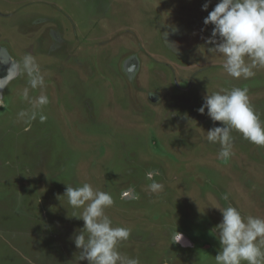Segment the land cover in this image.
Wrapping results in <instances>:
<instances>
[{"label": "rangeland", "instance_id": "rangeland-1", "mask_svg": "<svg viewBox=\"0 0 264 264\" xmlns=\"http://www.w3.org/2000/svg\"><path fill=\"white\" fill-rule=\"evenodd\" d=\"M205 2L0 0V264H88L67 185L112 196L105 214L131 229L118 251L139 264H215L211 206L264 219V145L233 130L221 157L207 141L220 122L198 111L207 94L246 88L264 123V67L226 72L204 24L219 0ZM176 228L192 245L172 243Z\"/></svg>", "mask_w": 264, "mask_h": 264}, {"label": "clouds", "instance_id": "clouds-1", "mask_svg": "<svg viewBox=\"0 0 264 264\" xmlns=\"http://www.w3.org/2000/svg\"><path fill=\"white\" fill-rule=\"evenodd\" d=\"M210 2L206 0L202 9L207 10ZM204 24L214 26L206 39L207 44L213 45L208 50L225 58L223 67L231 77L247 79L255 75L254 68L264 67V0H219L204 18ZM164 40L176 54L178 45L167 40V32ZM246 57L251 63L246 62ZM25 64L30 66V71L39 72L31 57L26 58ZM31 83L35 87L43 80L37 75ZM247 93L246 88H233L207 94L198 109L201 114L207 109L209 118L220 122L219 126L207 131V141L220 145L219 155L223 158L230 156L233 130L257 145H264V123L253 111ZM46 103V97L39 98L40 105ZM31 118H35V113ZM40 119L45 118L41 116ZM153 175L149 173L147 178L152 180ZM149 188L158 192L163 185L153 180ZM63 195L74 209L83 208L80 215H73L84 221L83 229L87 233L86 236L84 232H77L72 237L80 250V261L87 260L88 264H139L138 259L123 256L118 251V244L129 238L131 229L112 226L111 219L105 214V209L114 203L109 193L84 183L75 188L67 185ZM223 199L227 200L228 196L224 195ZM211 207L222 213V220L212 228L214 232L210 231L220 245L215 264H264V219L242 216L231 205ZM182 238L183 234L174 229L172 243H179Z\"/></svg>", "mask_w": 264, "mask_h": 264}, {"label": "bare ground", "instance_id": "bare-ground-1", "mask_svg": "<svg viewBox=\"0 0 264 264\" xmlns=\"http://www.w3.org/2000/svg\"><path fill=\"white\" fill-rule=\"evenodd\" d=\"M182 244H184V245H192V243L190 242V240L185 236V235H183V238H182V240L180 241Z\"/></svg>", "mask_w": 264, "mask_h": 264}]
</instances>
